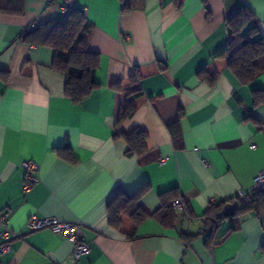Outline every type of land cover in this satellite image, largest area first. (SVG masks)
<instances>
[{
	"label": "crops",
	"instance_id": "0c3cea01",
	"mask_svg": "<svg viewBox=\"0 0 264 264\" xmlns=\"http://www.w3.org/2000/svg\"><path fill=\"white\" fill-rule=\"evenodd\" d=\"M241 8L253 15V39L264 38V0H26L21 16L0 13V214L20 234L0 264H264V213L239 217L233 230L202 227L212 204L248 194L264 172V73L242 84L216 58ZM73 10L91 24L87 49L99 54L98 86L80 104L65 97L52 49L21 40ZM135 69L142 96L117 126L126 103L109 85H126ZM212 74L213 84L202 79ZM177 120L175 142L167 127ZM133 129L147 134L143 163L126 153ZM27 163L36 181L25 193ZM144 187L137 205L147 216L135 231L129 214L110 225L113 195ZM170 190L186 213L164 224L159 195ZM31 216L76 225L89 252L73 261L62 234L27 229Z\"/></svg>",
	"mask_w": 264,
	"mask_h": 264
},
{
	"label": "trees",
	"instance_id": "16d2710c",
	"mask_svg": "<svg viewBox=\"0 0 264 264\" xmlns=\"http://www.w3.org/2000/svg\"><path fill=\"white\" fill-rule=\"evenodd\" d=\"M25 1L8 0L5 6H0V13L21 16L24 13ZM252 17L253 15L248 10L239 9L227 23V34L232 37V41L229 42L225 50L216 56V58L226 60L227 68L242 84H248L264 73V38L253 39L252 33L255 26ZM91 28V24L82 12L73 10L66 15L63 21L53 20L41 24L28 29L21 36V40L28 44L52 49L51 69L65 77L64 95L73 104H80L98 86L95 83V73L99 67V54L89 51L85 41V36ZM25 68L26 65L23 69ZM158 68L160 71L165 70L164 65H159ZM202 79L208 84H213L216 74L205 75ZM140 80V72L135 69L134 75L127 80L126 85H123L122 80L109 85V89L119 93L123 102L126 103L120 106L117 112V126L134 115L136 107L132 102L142 96ZM178 122L177 120L167 127L175 142L180 139ZM114 137L116 138L117 135ZM123 137L128 146L127 155H136L140 163L145 162L151 154L146 147L147 134L140 129H133ZM64 149H57V152L61 154ZM68 160L74 162L72 157ZM145 190L146 187L142 188L132 197L125 195L123 191H117L107 205L109 224L118 226L121 220L120 216L129 214L133 220L131 226V233H133L136 224L147 216L137 205V197ZM262 190L264 189L255 193L249 192L244 195L243 201L235 196L232 199L212 204L204 214L202 227L213 228L222 222H227L229 228L233 230L239 217L246 214L259 217L264 213ZM159 197L161 208L157 212V216L162 223L172 224L183 215L182 213L177 214L168 204L179 197L176 190L162 193ZM181 238L188 244L194 236L181 235Z\"/></svg>",
	"mask_w": 264,
	"mask_h": 264
},
{
	"label": "built area",
	"instance_id": "2783aa9c",
	"mask_svg": "<svg viewBox=\"0 0 264 264\" xmlns=\"http://www.w3.org/2000/svg\"><path fill=\"white\" fill-rule=\"evenodd\" d=\"M254 149V146H251ZM25 177L22 190L23 192H28L32 185L35 183V178L32 172L36 169V165L32 163H27L24 167ZM264 189V172L256 173L253 179V185L250 190L251 193H255ZM236 197L240 200H244V195L242 193H237ZM169 206L176 211L177 214H184L186 212L185 204L181 198L174 199L170 201ZM229 207V205H227ZM26 227L29 231L41 230L44 228H49L54 233L62 234L66 240L73 245V261L79 260L82 256L89 252V246L81 242L78 237V227L76 225L59 223L55 219L44 218L39 219L36 216H31L26 223ZM19 233H11L6 223V219L0 214V252H7L10 250V237L18 238Z\"/></svg>",
	"mask_w": 264,
	"mask_h": 264
}]
</instances>
